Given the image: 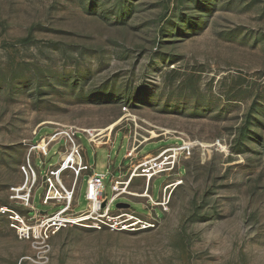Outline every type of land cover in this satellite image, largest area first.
Segmentation results:
<instances>
[{"label":"rangeland","instance_id":"1","mask_svg":"<svg viewBox=\"0 0 264 264\" xmlns=\"http://www.w3.org/2000/svg\"><path fill=\"white\" fill-rule=\"evenodd\" d=\"M64 127L92 133L93 144L78 134L83 161L106 175L107 198L109 172L193 144L175 175L150 182L154 200L181 182L167 211L152 208L154 228L82 223L47 250L19 236L14 219L34 227L25 200L55 211L43 176L65 143L35 148ZM118 203L150 221L145 199L111 213ZM0 264H264V0H0Z\"/></svg>","mask_w":264,"mask_h":264},{"label":"built area","instance_id":"2","mask_svg":"<svg viewBox=\"0 0 264 264\" xmlns=\"http://www.w3.org/2000/svg\"><path fill=\"white\" fill-rule=\"evenodd\" d=\"M79 133L83 134L90 144H93V135L90 131H80L75 127H64L55 130L51 135L41 139V142H45L46 144L45 152L40 150L39 146L35 148L41 151L45 157L53 144L61 140L65 143L63 151L59 152L58 164L55 167H49L43 176L45 191L41 198V204L47 207L50 206L55 211L51 214H48V212L45 214L38 212L32 204H29V199H27L25 200L27 202V208L32 210L35 215L29 220L34 221V227H31L32 225H28L22 219H14L18 226H20L19 228L15 226L19 236L30 239L35 244H40L44 250L48 249L47 242L52 235L72 226H82V223L91 222L87 227L92 228L98 223L107 226L111 230L119 228V230L123 231H128L129 229L127 228H133L134 226H139L141 229L154 228L158 221V215L152 216L150 214L152 208L158 207L161 211H167L169 198L181 182L177 181L164 184L161 188L159 200H154L150 194V182L154 178L162 175L166 177L175 175L180 161L188 159L193 149L192 143L181 141V143L161 147L154 155L146 157L136 167L132 168L130 165L128 170L123 174L115 177L114 174L109 172L112 195L110 198H107L103 187V180H105L106 175L92 172V168L83 161V149L78 138ZM131 154L128 152L126 158H132ZM84 172L91 173L87 178L85 192V200L88 203V208L83 212L76 213L75 207L77 204L76 200H74L75 187L78 178ZM64 175L71 176L72 178V183L69 187L65 186L61 181V177ZM134 179L145 180V187L141 193L144 195L143 197H134L133 193L129 191V186ZM123 197L145 199L146 205L149 207L148 213L151 217L150 221L146 222L141 220L138 217L139 215L131 210L130 207H115V213H111V206ZM93 203H98L99 205L97 215L90 213L89 207ZM103 203L105 205L101 207ZM123 211H129L137 216H129L121 213ZM99 212H102V215H98ZM109 215L114 216L110 218L108 225L99 220Z\"/></svg>","mask_w":264,"mask_h":264},{"label":"bare ground","instance_id":"3","mask_svg":"<svg viewBox=\"0 0 264 264\" xmlns=\"http://www.w3.org/2000/svg\"><path fill=\"white\" fill-rule=\"evenodd\" d=\"M134 197H135V193H133ZM141 197H143L144 195L143 194H140ZM98 208H99V205L98 203H93L90 205L89 209H90V213L92 215H97V211H98Z\"/></svg>","mask_w":264,"mask_h":264},{"label":"water","instance_id":"4","mask_svg":"<svg viewBox=\"0 0 264 264\" xmlns=\"http://www.w3.org/2000/svg\"><path fill=\"white\" fill-rule=\"evenodd\" d=\"M104 205H105V203H103L101 207H104ZM115 207H116V208H129L130 206H129L128 204L118 203V204H116ZM42 213L45 214V212H42Z\"/></svg>","mask_w":264,"mask_h":264}]
</instances>
